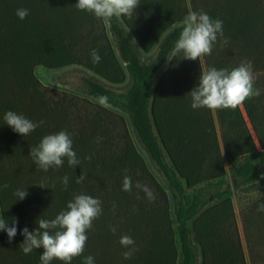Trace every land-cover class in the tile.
Instances as JSON below:
<instances>
[{
	"label": "trees",
	"instance_id": "1",
	"mask_svg": "<svg viewBox=\"0 0 264 264\" xmlns=\"http://www.w3.org/2000/svg\"><path fill=\"white\" fill-rule=\"evenodd\" d=\"M77 3L0 0V54L15 83L0 86V218L9 227L18 221L11 243L0 230V264H41L42 248L26 255L19 247L21 230H36L39 218L54 219L80 194L99 199L102 214L70 264H84L89 255L95 264H264V213L257 211L264 203V0H139L131 17L113 16L109 26ZM20 8L29 11L24 20L16 15ZM190 10L223 21L224 36L201 62L173 54ZM92 49L99 63L92 62ZM245 60L252 62L260 95L236 109H192L188 93L202 72L231 70ZM37 66L78 67L111 86L129 78L133 83L128 93L116 94L91 79L84 96L46 86L34 73ZM102 95L110 106L99 104ZM7 111L44 123L23 137L4 121ZM130 128L168 189L151 172ZM60 131L70 135L80 164L70 166L65 158L45 172L30 149ZM82 173L86 179L77 183ZM125 175L131 191L122 190ZM229 175L239 192L258 193L242 206L240 225ZM25 189L27 196L18 200L17 190ZM124 235L138 249L128 260L119 243Z\"/></svg>",
	"mask_w": 264,
	"mask_h": 264
},
{
	"label": "clouds",
	"instance_id": "2",
	"mask_svg": "<svg viewBox=\"0 0 264 264\" xmlns=\"http://www.w3.org/2000/svg\"><path fill=\"white\" fill-rule=\"evenodd\" d=\"M139 5V0H78L75 6L79 10L92 13L96 18L109 19L113 16L131 17ZM16 15L20 20H24L29 15V11L20 8L16 10ZM183 25L173 49L174 55L183 53V59L193 61L199 59L201 62L204 56L211 55L218 36H224L223 21L213 20L204 12L190 10L183 20ZM90 56L93 63L100 62L101 57L96 49L91 50ZM254 82L252 62L249 60L242 61L239 66L231 70L209 68L200 74L198 85L188 93L192 99L191 107L209 110L236 109L247 99L260 95L259 90L254 89ZM98 102L101 106H110L107 96H99ZM3 119L13 131L23 137L44 123V121L33 122L14 111H7ZM100 139L97 137V143ZM29 155L45 172L49 168L62 166L65 158L70 166L75 167L80 164L76 152L73 151V141L66 131L44 136L37 147L30 149ZM85 159L91 160V156ZM68 179L67 176L62 178L65 188ZM84 179L86 175L82 173L77 183L83 182ZM136 187L141 189L149 200L154 199L153 191L147 186L137 183ZM122 190H132L131 177L127 175L123 177ZM27 194L26 189L16 192L18 200H23ZM101 204L99 199L89 195H76L68 202L67 210L61 211L54 219L39 218L37 229L31 232L24 227L20 233L24 241L19 247L26 255L34 249L42 248L41 264H50L54 259L70 264L74 257L83 253L88 239L86 232L92 228L93 221L102 214ZM257 211L264 213V203L258 204ZM17 224L18 221L13 219L12 226L9 227L8 221L0 218V230L7 233L9 243L17 235ZM110 230L115 234V227H111ZM119 243L126 249L121 254L125 260L131 259L138 250L130 236H121ZM84 264H95L94 257L91 255L85 257Z\"/></svg>",
	"mask_w": 264,
	"mask_h": 264
},
{
	"label": "rangeland",
	"instance_id": "3",
	"mask_svg": "<svg viewBox=\"0 0 264 264\" xmlns=\"http://www.w3.org/2000/svg\"><path fill=\"white\" fill-rule=\"evenodd\" d=\"M120 18V17H118ZM106 21L108 19H105ZM156 55V50L146 56L147 60L153 59ZM37 75L40 78V80L47 85L48 87L55 88L61 91H67L76 93L79 95L88 96L89 92L91 90L90 87V80H94L95 83H99L100 85L104 86L108 90L116 93V94H126L128 93L129 89L132 86V79L129 78L127 82L120 86H111L106 81L100 80L96 77H94L91 73L88 71L78 68V67H71L63 70L58 71H51L47 70L44 67H41L37 70ZM123 113L126 115L128 114L126 111L122 110ZM133 138L135 140V143L140 150V152L146 157L147 162L150 166L151 172L154 174V176L158 179V181L163 185L165 188H167V183L164 178V176L161 174V172L158 170L156 164L150 159L148 154L146 153L144 146L140 142L138 136L132 129ZM233 176L229 175V184L232 187V198L235 203L236 211H237V218L240 225V213L241 208L244 205H247L248 202L256 199L258 197V193L255 190L252 191H245V192H239V189H236L233 187ZM168 189V188H167ZM200 264V262H199Z\"/></svg>",
	"mask_w": 264,
	"mask_h": 264
},
{
	"label": "crops",
	"instance_id": "4",
	"mask_svg": "<svg viewBox=\"0 0 264 264\" xmlns=\"http://www.w3.org/2000/svg\"><path fill=\"white\" fill-rule=\"evenodd\" d=\"M105 23L107 26H109L108 20L107 21L105 20ZM110 37H111V35H110ZM0 53H1V51H0ZM0 67H3V68H0V86H7L8 89L12 86H15L13 74H12L11 68H10L11 66L9 65L8 59L6 56L1 55V54H0ZM39 68H40V66H37L35 68L34 73L37 76V78L40 80V78L37 75V70ZM130 130H131V128H130ZM131 132H132V130H131ZM0 217H2L1 208H0Z\"/></svg>",
	"mask_w": 264,
	"mask_h": 264
}]
</instances>
